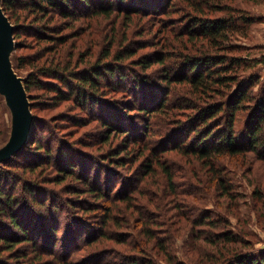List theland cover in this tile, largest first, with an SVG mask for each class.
<instances>
[{"label": "trees", "instance_id": "1", "mask_svg": "<svg viewBox=\"0 0 264 264\" xmlns=\"http://www.w3.org/2000/svg\"><path fill=\"white\" fill-rule=\"evenodd\" d=\"M159 1L161 0H1L3 12L8 19L15 18V6H18L31 12L36 22L39 19L44 21L46 17L50 20L61 17L64 20L59 29L51 27L50 32L58 35H50L47 26L45 31H38L33 23L30 25L32 30H36L30 36L34 35L37 42H52L50 51H56L58 45L75 37L77 32H72L70 27L77 20H85L87 26V22L93 18L111 20L113 14L119 12L129 19L125 24L132 22L133 15L143 18L150 15L154 24L161 21L155 31H147L153 34L149 42H139L141 46L138 50L149 45L157 48L149 55L134 57L138 51L128 45L112 51L116 37L113 26L111 30L114 34L107 37V47L95 62L90 63L89 68H79L78 59L72 66V55L62 65L59 51V56L48 57L42 64L35 65L36 68L41 67L38 73L53 79L47 85V90L55 89L58 98L72 100L76 109H83L91 117L101 120L104 131L100 138L103 144L108 143L112 135L121 138L117 145L110 147L109 154L104 156L106 160L122 169L136 166L131 170V179L126 176L123 183L119 178L113 180L105 174L107 184L111 185L113 180L115 185L104 193L91 185V182L96 184L104 179L97 163L85 164L82 161V165H77L76 160L69 158L70 153L60 150L61 155L68 157L74 164L66 163L65 158L63 161L57 160V178L60 179L65 173L80 179L87 188L85 192L95 200L107 202V205H103L94 200L95 203L83 207L89 213L101 211L100 215H96L99 223L96 232L86 227L77 228L73 222L80 220L75 219L78 215L75 216L72 210L64 208L62 212H69L71 217L67 220L68 231L72 230L70 233L75 235L72 238H62L65 234L59 233L61 223L57 220L59 216L56 203L63 201L56 197L49 199L48 194H41L33 186L34 180L23 175L33 174L36 168L51 164V160H54L53 152L43 146L44 151L41 150V140H34L31 148L38 146V150L43 151L44 155H38L42 157L40 160L35 155L22 160L19 158L26 152L28 143L23 145L17 154L0 163V264H155L151 254L156 247L154 244L149 245L151 241L159 242L160 251H156L157 255L162 253L164 257L172 259V251L168 252L166 248L167 241L160 240L156 235L155 230L160 227L153 229V226H162L165 230L170 228V234L178 232L180 218L186 217V213H179V210L188 207L187 204H191L192 209L195 208L202 190L214 188L222 197H235L231 183L226 180V174H223L226 170V158L254 153L257 158L264 160V94L261 97L258 92L253 91L259 76L255 73L243 76L244 69L252 64V60L242 55L243 46L234 44L238 37L236 32L241 31L238 23L245 26L252 19L246 16L238 19L234 15L213 16V11H219L221 0H165L160 6L154 7ZM153 12L154 14H150ZM66 29L70 32H62ZM127 31L128 27L123 32L122 43L127 42L130 35ZM243 31L239 34L242 37L246 33ZM21 32H16L15 27L13 38L20 37ZM144 32L146 31L143 30L142 34ZM14 46L16 48V44ZM73 47H76L75 44ZM41 57L39 54L32 56L34 62L31 63L42 61ZM132 57L134 59L130 60ZM19 60L22 65L29 64L24 58ZM154 65H158V68H153ZM122 68L126 72H122ZM150 69L154 71L151 72ZM27 83L30 82L25 81V90L29 88ZM121 87L135 94L136 105L131 110L139 111L140 115L136 114L135 117L128 112L121 114L117 107L108 106V88L120 90ZM244 110L248 115L242 133L235 129V124L239 112ZM36 120L37 117L34 116V124ZM18 162L20 167L15 169L14 165ZM20 170L23 172L21 175L18 173ZM182 177L188 179V187L180 192L177 190V183ZM147 178H155L157 187H165V193L159 196L158 191H153L152 199L132 204L137 201L132 193ZM129 180L133 190L117 193L116 183L128 186ZM178 196H183L180 203L175 202ZM164 202L168 207L169 204L173 205L170 209L173 213L162 212L166 207ZM68 205L70 208V203ZM133 205L138 207L136 210L145 221L141 231L145 239L141 244L138 241L128 242L126 234L121 232L118 235L123 225L116 214L135 207ZM139 207L144 210H139ZM151 207L162 213L153 215ZM203 215L209 216L206 212ZM45 218H49V226L43 221ZM158 219H162V222ZM220 220L208 218L205 224L217 229ZM82 231L85 235L80 236ZM208 236L212 238L206 242L212 248L217 247L219 241L225 246L240 242L239 236L229 230L208 232ZM66 240L67 244L59 250V242ZM37 241L43 247L40 245L39 248ZM22 243L29 250L16 248ZM229 252L230 255L226 258ZM229 252L222 255L223 250V258L219 260L214 256L209 261L212 264H264L263 256L257 257L260 249L253 255H249L250 252ZM45 257L50 260H45ZM198 261L194 263L200 264Z\"/></svg>", "mask_w": 264, "mask_h": 264}, {"label": "rangeland", "instance_id": "2", "mask_svg": "<svg viewBox=\"0 0 264 264\" xmlns=\"http://www.w3.org/2000/svg\"><path fill=\"white\" fill-rule=\"evenodd\" d=\"M162 2H165V0L159 1L154 7L160 6ZM219 6V11H213V16L222 17L223 15H234L235 17L237 16L238 19L241 16H246L250 20L252 19V22L245 26L240 22L238 23L241 27V31L236 32L238 33V37L234 44L243 46L242 55L252 60V64L244 69L243 76L248 77L253 73L259 76V80L256 86H254L253 91L258 92L262 97L264 94V0H221ZM166 10H168V7H166ZM169 12H171V10ZM14 14L15 18H9V22L13 30L16 27V32L21 30L22 34L20 37L14 39L16 48L14 46L15 49L10 53L9 62L11 63L14 73L22 79L24 90L25 81L30 82L27 83L29 88L28 90L26 88L25 92L28 98L31 115L37 117L36 123H32L28 135L29 138L26 142L28 144L25 147L26 152L23 154L24 157L21 156L19 159L24 160L30 155H35L37 157L38 155L43 156L44 150L42 146L48 151L52 150L54 156V160H51L52 165H43L40 168H36L33 174L25 175L22 170L18 171V173L19 175L23 174L34 180L32 182L34 184L33 186L39 189L38 191H40L41 194H48L49 199L56 197L63 201V203L60 201L56 203L59 216L57 220L61 223L59 233L63 232V234H65L62 235V238H72V236L75 235V233H73V235L70 233L72 230L68 231L67 220L71 219V217L69 212H62V210H65L64 208H67L68 211L72 210L73 215H78L75 219L80 220H74L73 222L76 224L77 228H87L96 232L99 226L96 215H100L101 211L95 210V212L89 213L85 211L83 207L84 205L95 202L107 205V202L95 200L94 197L85 192L87 188L84 187V181L80 179L77 180L69 176V174L67 176V174L64 173L60 178L63 179L65 176L64 180L59 182L60 179L57 178L59 174V165H56L57 160L63 161L65 158L67 160L66 163L74 164L67 159L68 157L62 156L60 150L67 152V154L70 153L69 158L76 160L77 165H82V161V163L85 164L97 163L98 169H100L99 172H102L101 177L104 179H101L102 182L100 181V183L97 182L96 184L91 182V185H93L95 189L100 188L104 193H107L108 189H110L109 187L115 185V183H113L114 179L119 178L122 183L125 181L126 176L131 179L130 176H133L131 170H133L136 165H133V168L130 166L125 167L128 169H122L111 165L112 163L106 160L104 156L109 154L108 150L110 147L115 144L117 145L121 141V138L117 135H112L110 141L103 144L100 138L104 131L101 120L91 117L90 113L83 111V109H76L73 106L72 100L58 98L57 91H54L55 89L52 88V90H47V85L51 83L53 79L38 73V69L41 67L39 66L36 68L35 65L42 64L48 57L59 56V51L60 57L62 58V65L66 64L70 59L69 56L72 55V66L75 65V60L78 59L80 61L79 68H89L90 63L95 62V59L99 57L107 47L106 43H108V41H106V39L108 36H113L114 31L111 30L113 26L114 30H116V37L115 42H113L114 46L112 51L116 49L119 50L120 47L128 45L133 49H137L138 53L134 57L149 55V53L157 50L155 46L149 45L147 48L139 50L138 48L141 46L140 43L149 42V40L153 38V34L147 33V31L149 29L155 31L161 20H158V23L154 24L150 15L145 18H143V16L131 15L132 22L125 24L129 19H127L125 15H120L119 12H115L111 20H106V18L102 17L93 18L91 21L88 20L90 23L87 22V26L84 23L85 20H77L70 27L72 32H77L75 37L69 38L63 45H56V51H50L53 46L52 42H37L35 36H30V34L36 30L45 31L44 28L47 26L50 29L48 31L50 35H58L55 32H50L51 27L55 26L59 29L63 26L62 22L64 20L61 17H56L53 20L46 17L44 21L39 19L38 22H36L31 12L18 6H15ZM150 14H154V12ZM172 15L177 16V14ZM161 19H163V17H161ZM32 23L38 29L32 30L30 26ZM127 27L129 30L127 34L130 33V35L126 40L127 42L122 43L123 32L127 30ZM143 30L146 32L142 34ZM243 30L246 32L244 37L239 35ZM62 32H70V30L66 29ZM70 34L73 35V33ZM120 43L122 44L120 45ZM73 44H75L76 47H73ZM38 54L42 56V61H38L39 63H31V61L34 62V60L31 59L32 56L34 57ZM134 57L130 60L134 59ZM22 58H24V61L29 62V64L22 65L19 60ZM127 68L130 69V67ZM153 68H158V65H154ZM121 70L122 72H126L123 68ZM150 70L151 72L154 71V69ZM35 77L37 78L35 79ZM108 89V106L117 107L120 109L121 114L128 112L131 116H135L136 114L140 115L139 111L131 110L132 106L134 107V105H136L135 94L133 92L123 89V87L119 88L120 90ZM8 100L9 97H7L6 94L0 93V151L5 149L11 142L12 133L15 128V114L8 106L7 102H10V100ZM104 113L106 114V111ZM91 115L94 116L93 114ZM247 115L245 110L239 112L235 124V129H237V131L241 130L240 132L243 133V125L247 119ZM34 140H41L39 144L43 151H39L38 146L31 148ZM26 143L24 145H26ZM41 156L38 157V160L42 158ZM19 164V162L16 163L14 168L18 169L20 167ZM224 167L226 170L223 174H226V180L228 179L231 183L235 197H222L214 188L208 191L202 190L200 194L201 198L195 208L192 209V205L187 204L188 207H183V209L179 210V213H186V217L180 218V229L178 232L170 234L169 232H172V229L170 230L169 228V230H165L162 226L154 225L153 229L160 227L155 230L157 237L162 241L166 240L168 252L170 250L172 251V259L167 256L164 257L162 253L157 255L156 251H160L159 242L155 241L154 243L151 241L149 245L153 246L154 244V247H156L155 251L151 254V258L154 260L155 264H195L194 262L197 263L198 260L200 264H212L209 261L210 258L216 256L220 260L223 258L222 255H226L229 250L243 254L250 252L249 255H253L256 253V250L260 249L261 252L257 254V257L260 258L259 256L261 255L264 258V160L257 158L254 153H247L241 157L226 158ZM105 174L113 179L111 185L107 184ZM178 181L177 190L180 192L186 190L188 187V179L182 177L179 178ZM128 182V186H123V184H119L120 182L116 183L117 193H120V191L131 192L133 190L131 189L132 182L130 183V180ZM156 182L155 178H147L144 184L139 185L135 193H132L133 197L137 198V201L132 202V204H137L139 201L146 202L152 199L153 191H158V195L162 196V194L165 193V191H163L165 187L164 189L157 187ZM35 183H37V185ZM145 193H147V195H145ZM182 199L183 196H178L175 202L180 203L179 200ZM167 200L168 199L165 201L167 202ZM166 202H164L166 207L162 212L169 211L168 213H173L174 211L170 210L173 205L169 204L170 206L168 207ZM68 203H70L71 209L68 208ZM136 208L138 207H131L124 212L116 214L123 225V229H119L118 235L121 232V234H126L125 237H127L128 242L138 241L139 244H141L145 239V236L141 234L145 221L140 217L142 214L138 213ZM142 209V207H139V210ZM151 209L153 211L150 212L153 213V215H158L161 212V210L155 207H151ZM204 212L208 213L209 216H204ZM53 217L54 214L52 215V218ZM208 218L212 220L221 219L217 229H212L209 225L205 224V220ZM43 221L49 226V218H45ZM196 221L203 222L197 225ZM159 222H162V219L159 220ZM222 230H229L233 234L238 235L240 242L229 243L225 246L222 241H219L217 247L212 248L208 246L206 241L212 238L211 236L207 237L208 232H219ZM37 232H39V229H37ZM199 232L201 235L197 234ZM83 235L85 234L82 231L80 236ZM121 239L123 238L121 237ZM67 242V240L60 241L58 249L62 250ZM36 244L39 248L43 247L39 241H37ZM24 245L25 244L22 243L21 245H17L16 248L21 247L29 250V248ZM224 246L225 249H223ZM223 250L224 253L222 254L221 251ZM208 253H211V256H208ZM229 255L230 252L225 257L228 258ZM44 259L50 260L48 257Z\"/></svg>", "mask_w": 264, "mask_h": 264}, {"label": "water", "instance_id": "3", "mask_svg": "<svg viewBox=\"0 0 264 264\" xmlns=\"http://www.w3.org/2000/svg\"><path fill=\"white\" fill-rule=\"evenodd\" d=\"M13 34V27L3 12L0 0V93L9 97L7 104L15 114L12 140L0 151V163L19 152L29 138L33 123L23 81L14 73L9 62L10 53L15 49Z\"/></svg>", "mask_w": 264, "mask_h": 264}]
</instances>
